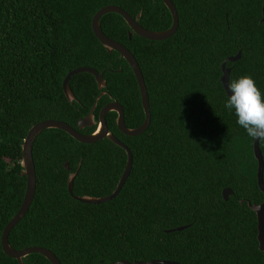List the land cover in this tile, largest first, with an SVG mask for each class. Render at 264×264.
<instances>
[{
    "label": "trees",
    "instance_id": "1",
    "mask_svg": "<svg viewBox=\"0 0 264 264\" xmlns=\"http://www.w3.org/2000/svg\"><path fill=\"white\" fill-rule=\"evenodd\" d=\"M172 2L179 25L165 41L129 39L131 30L117 14L100 21L104 35L134 56L149 98L151 123L138 136L123 135L115 113L106 117L109 132L133 157L122 190L101 205L73 199L67 184L77 169L74 196L110 195L126 153L107 139L84 145L63 131H43L32 150L34 200L8 239L14 250L44 248L61 264H264L248 207L264 200L254 141L224 109L221 83L222 64L240 53L226 64L229 81L251 76L264 93V0ZM107 6L133 19L140 15L138 23L148 31L172 24L162 0H0V264H17L3 253L1 237L25 195L20 162L30 128L54 120L76 129L100 95L92 75L78 74L70 80L76 100L69 103L62 88L68 73L88 67L104 74L96 121L104 106L117 102L127 128L144 122L133 71L91 29L94 15ZM259 146L264 159V142ZM224 189L232 191L227 202ZM23 262L50 264L36 254Z\"/></svg>",
    "mask_w": 264,
    "mask_h": 264
},
{
    "label": "water",
    "instance_id": "2",
    "mask_svg": "<svg viewBox=\"0 0 264 264\" xmlns=\"http://www.w3.org/2000/svg\"><path fill=\"white\" fill-rule=\"evenodd\" d=\"M162 2L165 5V7L168 9L171 15V18H172V24L170 28L167 29L166 31L153 32V31L146 30L143 27H141L138 23L140 15H138L135 19H133L124 10L116 6H107V7L100 9L94 15L91 21L92 32L94 36L97 38V40L100 42V44L104 47V49L108 53L116 52L117 54H119V56L126 61L128 66L133 71V74L136 78L137 85L139 88L141 104H142V108H143V112L145 116L144 122L142 123L140 127L136 129H129L126 127L125 120H124V109L117 102H111L107 104L106 106H104L100 110L98 114V119L96 121L95 110L97 107V102L101 97H103L106 94L104 92V89L106 88L104 74L98 73L96 70L88 68V67H82V68H77L67 74V76L65 77L63 81L62 88H63L64 95L66 99L68 100V102L73 103L76 100V98L70 87L71 78L78 74H82V73L92 75L96 82L97 88L100 91V95L97 98V101L95 102V104L93 105L89 115L86 116L85 118L78 120L76 129L70 127L68 124L64 122H59V121H54V120L43 121L30 128L24 140V143H23L22 158L20 162V165L22 168L21 175L26 178L25 195H24L20 209L18 210L17 214L11 219V221L6 225L5 229L3 230L2 237H1V245H2L3 253L6 256L16 260L17 264H24L23 259L33 254L44 257L46 260L49 261L50 264H61L58 261V259L55 257V255L47 249L40 248V247H30V248H26L20 251H16L10 246L9 240H8L10 232L22 221V219L25 217V215L29 211L33 203V200H34L35 191H36V173H35V167L33 163L32 150H33V145H34L35 140L43 131H46L49 129H57V130L63 131L68 136H70L72 139L84 145L94 144L96 142L107 139L110 142H112L114 145L121 148L126 153V156H127L126 166L119 179L116 189L110 195L106 197L95 198V197H87V196H84V197L74 196L73 185L78 175L79 169H77L75 173L70 174L68 177V184H67L68 193L76 201L83 203V204H89V205H101V204L107 203L117 197V195L119 194V192L122 190L123 186L125 185L126 181L128 180L131 170H132V164H133L132 153L126 145H124L112 133L109 132L107 122H106V117L109 113H115L117 115L116 124H117L119 131L123 135L128 136V137L138 136L144 133L148 129L151 123L149 98H148V93L146 90L142 72L134 56L130 53V51L125 46H123L122 44L116 41H113L112 39L104 35L101 29L100 21L107 14H117L125 21L129 29L131 30V32L129 33V39H131L132 34H134L148 41H165L167 39H170L176 33L178 25H179V20H178V15H177L173 2L171 0H162ZM261 23L264 24V4L262 7ZM240 57H241V54L238 53V55H236L235 57L229 58L227 61H225L222 64L223 75L221 78V83L223 85V88H225V91H227V82L229 81V77H230V69L225 67L226 62L234 63L238 61ZM93 127L95 128V131L92 134L83 135L79 132V131L84 130L85 128H93ZM253 155L257 162L258 187L264 198V159H263V155H262L258 141H254ZM65 168L67 170L70 169L68 163L65 165ZM231 195H232V191L230 189H224L222 191V198L226 202L228 201ZM248 207L251 209V211L256 216L258 250L264 254V200L259 205H251L250 203H248ZM184 229L185 227H181V228L175 229L174 231H182ZM118 264H173V263L152 260L149 262H134V263L120 261Z\"/></svg>",
    "mask_w": 264,
    "mask_h": 264
},
{
    "label": "clouds",
    "instance_id": "3",
    "mask_svg": "<svg viewBox=\"0 0 264 264\" xmlns=\"http://www.w3.org/2000/svg\"><path fill=\"white\" fill-rule=\"evenodd\" d=\"M230 93V95H229ZM223 107L251 141L264 142V93L251 76L227 82Z\"/></svg>",
    "mask_w": 264,
    "mask_h": 264
},
{
    "label": "flooded vegetation",
    "instance_id": "4",
    "mask_svg": "<svg viewBox=\"0 0 264 264\" xmlns=\"http://www.w3.org/2000/svg\"><path fill=\"white\" fill-rule=\"evenodd\" d=\"M172 1V0H171ZM172 23V22H171ZM227 64V62H226ZM226 68L230 69V73H231V67H227V65H225ZM100 112V111H99ZM99 114V113H98ZM70 170V169H69Z\"/></svg>",
    "mask_w": 264,
    "mask_h": 264
}]
</instances>
